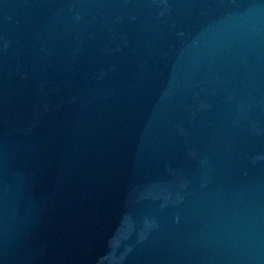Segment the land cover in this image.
I'll use <instances>...</instances> for the list:
<instances>
[{"label": "water", "instance_id": "obj_1", "mask_svg": "<svg viewBox=\"0 0 264 264\" xmlns=\"http://www.w3.org/2000/svg\"><path fill=\"white\" fill-rule=\"evenodd\" d=\"M0 264H264V0H0Z\"/></svg>", "mask_w": 264, "mask_h": 264}]
</instances>
